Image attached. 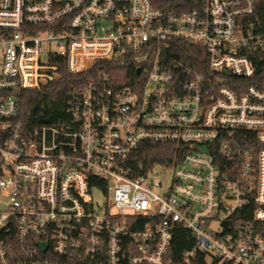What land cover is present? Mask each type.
<instances>
[{
  "label": "built area",
  "instance_id": "built-area-1",
  "mask_svg": "<svg viewBox=\"0 0 264 264\" xmlns=\"http://www.w3.org/2000/svg\"><path fill=\"white\" fill-rule=\"evenodd\" d=\"M263 62L255 0H0V264H264ZM95 64L27 130L19 91ZM145 143L179 156L139 162Z\"/></svg>",
  "mask_w": 264,
  "mask_h": 264
},
{
  "label": "trees",
  "instance_id": "trees-1",
  "mask_svg": "<svg viewBox=\"0 0 264 264\" xmlns=\"http://www.w3.org/2000/svg\"><path fill=\"white\" fill-rule=\"evenodd\" d=\"M155 7L164 11L182 13L199 7L202 0H152ZM255 17L264 21V0H255ZM261 72H264V62L257 64ZM134 63L121 65L122 80L127 82L135 78ZM96 73L95 66L88 71L75 74L63 65L61 77L57 80L45 84L40 90H21L18 92L20 99L19 119L23 122L27 130L32 131L43 124H56L58 118L66 116L67 95L75 84L84 83L87 78ZM139 162L170 164L178 155L177 147L167 143H145L136 152ZM143 226L148 217L139 216ZM194 245V236L191 231L182 226H177L173 230V237L170 248V257L179 261L183 252L191 249ZM194 264H210L203 254L198 253ZM212 264H217L216 262ZM231 264V263H225Z\"/></svg>",
  "mask_w": 264,
  "mask_h": 264
},
{
  "label": "rangeland",
  "instance_id": "rangeland-1",
  "mask_svg": "<svg viewBox=\"0 0 264 264\" xmlns=\"http://www.w3.org/2000/svg\"><path fill=\"white\" fill-rule=\"evenodd\" d=\"M96 197H97V199H98V201L99 202H103V197H102V195L101 194H96Z\"/></svg>",
  "mask_w": 264,
  "mask_h": 264
},
{
  "label": "water",
  "instance_id": "water-1",
  "mask_svg": "<svg viewBox=\"0 0 264 264\" xmlns=\"http://www.w3.org/2000/svg\"><path fill=\"white\" fill-rule=\"evenodd\" d=\"M138 72H140V69H138ZM200 150L204 151V152H207V148L206 147H201Z\"/></svg>",
  "mask_w": 264,
  "mask_h": 264
}]
</instances>
